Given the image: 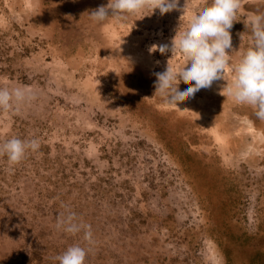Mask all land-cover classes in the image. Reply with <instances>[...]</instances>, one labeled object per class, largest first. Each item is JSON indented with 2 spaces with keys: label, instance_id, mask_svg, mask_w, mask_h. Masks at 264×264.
I'll list each match as a JSON object with an SVG mask.
<instances>
[{
  "label": "rangeland",
  "instance_id": "1",
  "mask_svg": "<svg viewBox=\"0 0 264 264\" xmlns=\"http://www.w3.org/2000/svg\"><path fill=\"white\" fill-rule=\"evenodd\" d=\"M204 2L100 27L89 14L108 0H0V87L36 95L0 110V143H40L15 166L0 157V264H58L73 244L85 264H264V121L222 95L225 80L176 106L153 96L180 54L151 47L170 45ZM258 12L264 0H242L233 62ZM69 211L91 226V245L57 228Z\"/></svg>",
  "mask_w": 264,
  "mask_h": 264
},
{
  "label": "clouds",
  "instance_id": "2",
  "mask_svg": "<svg viewBox=\"0 0 264 264\" xmlns=\"http://www.w3.org/2000/svg\"><path fill=\"white\" fill-rule=\"evenodd\" d=\"M179 0H108L90 15L92 21L103 27L111 19H124L129 15L149 9L161 15L174 10ZM242 7V0H205L188 11L186 22L175 30L170 45H153L150 51L165 53L169 47L179 52V58L167 60L164 69L157 73L154 95L163 104L192 97L202 88H209L214 81L225 80L221 93L236 105L249 106L255 117L264 121V13H254L248 19L251 45L233 62L230 30ZM184 8V5H183ZM111 10V15H109ZM173 53V52H172ZM226 74L230 79L226 78ZM194 82L180 86V78ZM36 99L33 90L22 85L0 87V110L18 111ZM223 105V104H222ZM176 106V105H175ZM177 108V107H176ZM40 148L38 139L13 137L0 143V157H6L10 166L21 163L29 152ZM57 228L70 235L83 232V239L91 245V226L80 222L75 212L69 211L58 218ZM88 251L80 244H73L54 259L58 264H85Z\"/></svg>",
  "mask_w": 264,
  "mask_h": 264
},
{
  "label": "bare ground",
  "instance_id": "3",
  "mask_svg": "<svg viewBox=\"0 0 264 264\" xmlns=\"http://www.w3.org/2000/svg\"><path fill=\"white\" fill-rule=\"evenodd\" d=\"M112 33L110 35V37H116V34L114 32H110ZM118 51H120L123 55L128 56V58H132L134 56L133 54V50L131 48L128 47V45L124 42V41H120L119 45L117 46ZM137 52V51H136ZM227 77V76H226ZM222 81V80H221ZM220 82V80L214 81L213 84L211 85V87H209L210 90H216V85H218ZM221 83V82H220ZM218 88V87H217ZM217 95V94H216ZM215 104V103H214ZM215 128V132L214 133H219L221 135L222 138H227V136L224 133H220L217 129V126H214ZM215 136V135H214Z\"/></svg>",
  "mask_w": 264,
  "mask_h": 264
}]
</instances>
